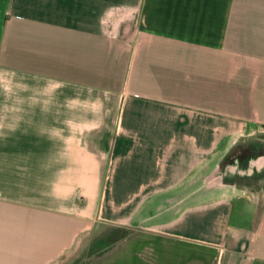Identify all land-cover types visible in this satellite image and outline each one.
<instances>
[{
  "label": "crops",
  "instance_id": "crops-1",
  "mask_svg": "<svg viewBox=\"0 0 264 264\" xmlns=\"http://www.w3.org/2000/svg\"><path fill=\"white\" fill-rule=\"evenodd\" d=\"M91 237L264 264V0H0V264Z\"/></svg>",
  "mask_w": 264,
  "mask_h": 264
},
{
  "label": "rangeland",
  "instance_id": "rangeland-1",
  "mask_svg": "<svg viewBox=\"0 0 264 264\" xmlns=\"http://www.w3.org/2000/svg\"><path fill=\"white\" fill-rule=\"evenodd\" d=\"M225 161L228 162L229 158H226ZM227 167H229V165H227ZM115 234L116 232L111 231L109 236L112 237V235H115ZM84 238H79V240L77 241V243H75V245H73V247L67 250L60 257L51 260L47 264H80L86 252L94 247H97L101 243L99 241L101 237L98 239H96L95 237H91L95 239L93 241H90L89 243L84 242ZM86 241H89V240L87 239Z\"/></svg>",
  "mask_w": 264,
  "mask_h": 264
}]
</instances>
